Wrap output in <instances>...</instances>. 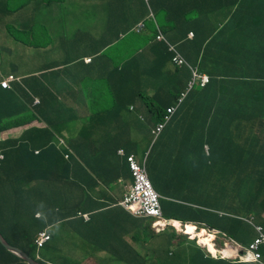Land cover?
<instances>
[{
  "label": "trees",
  "instance_id": "obj_1",
  "mask_svg": "<svg viewBox=\"0 0 264 264\" xmlns=\"http://www.w3.org/2000/svg\"><path fill=\"white\" fill-rule=\"evenodd\" d=\"M60 1L0 0V30L8 29L9 33L15 39L17 38L16 40L24 39L34 47L33 51L37 47L39 50L42 47L55 50L49 44L50 42L45 41L44 33L49 35L50 31L48 29L54 23L56 24V19L53 18L54 23L48 22V24H45L42 16ZM71 1H78V4L80 1L82 5L83 0H69V3ZM213 2V0H85L86 7L93 12V15H90V18L88 17L92 28L90 34L96 35L97 42H93V39L89 38V33L83 39L80 37L78 40H80V43L86 40L85 46L89 53L98 48L100 49L94 56L91 55L93 61L109 59L117 62L113 72L108 71L106 77L104 73L100 75L95 65L92 66V61L87 63V70L76 75L79 69L75 68L77 66L74 65L84 63V61H77L74 65L66 63L64 67L54 69L53 74H41V79L46 81L48 85L42 93L36 92L32 85V80L37 82L34 75L23 79L21 82H14L12 88H4L0 83L2 93L0 100L6 106L4 112L0 109V151L5 153V160L0 165V191L6 186H10L15 190L12 195L14 197L3 205L5 206L4 209L1 207L4 201L0 199V233L11 245L20 248L31 258L42 264H84L82 263L83 260L70 259L62 253L65 245V234L62 231L65 228L63 219L67 220L71 212L76 215L84 211L82 208L83 200H79L77 192L75 190L71 191L72 189H68V187L75 186L76 190L83 191V189L89 188L90 183L96 185L95 176L96 181L101 183L100 187L102 189L100 191L103 192L104 190L106 192L104 204L112 205L119 201L116 198V193L112 190V185L118 180V176L109 177L111 173H116L118 169L108 166L105 159L109 160L111 155L115 157L120 149H125L128 152L127 155L130 152L120 144L119 137H113L108 131H103L104 141L107 143L113 142L116 145L113 147L116 150L113 154L110 151H104L100 154L95 153L98 157L104 158L96 166H91L89 161H85V157L81 152L78 154L73 151L67 159L65 155L69 153L68 149L64 145L58 144V138H63L69 147V143L65 139L67 126L53 121L59 120L55 113L61 105L59 101L61 92L57 91L53 87L54 85L80 88L86 95L85 98H91L94 101H99L101 97L106 96L109 98V102H113L114 98L111 94L117 92L128 104V108L133 106L139 114L141 110L136 108L137 103H139L142 109L147 110L150 119L146 115L141 114V116L139 114V116L143 117V121H146V125L150 124L151 128H155L159 123L164 122L169 107H178L173 117L177 121L176 128L173 131L169 130V123V126L165 127L166 134H169L173 140L180 137L182 133L178 131L180 126H187L191 123L190 127H197L195 130L188 132L191 138L197 139L201 145L211 139L215 141L221 150L218 153L220 158L225 155L229 156L230 153H236V155L239 154L258 160V162L251 164L241 163L238 170H244L248 166L251 170L250 173H258L260 178L264 179V148H261V141H254L260 144L258 150L252 142L249 143V140L248 145L243 144L236 137L235 141L232 140L234 135L232 130L217 129V126H219L218 120L227 117L223 114L231 110H237V108L257 106L261 113L255 117L261 118L264 123V63H260L259 66L262 72L253 71L247 75L248 71L245 72L242 68H239V72L236 75L234 74L230 80H227L229 78L218 77V74L222 73L221 68L205 65L210 62L211 55L222 53L227 49L226 38L222 39L220 44L216 39L211 38L212 36L209 33L202 35L206 32L204 22L207 19L199 21V18L208 14L206 12L207 7H217L216 3ZM262 3H264V0ZM107 8L108 10L112 8L113 11H118L117 22H123L122 26L118 28L122 29L123 34L111 29V26L103 30L96 29L93 26L92 22L97 20L95 13L106 12ZM159 8H163L168 14L171 13L170 15L174 19L172 20V26H164L158 20L156 10ZM131 20L134 21L133 24ZM142 22L145 23L146 29L138 34L134 29ZM124 26L129 28L124 29ZM258 27L259 31L264 30V25ZM158 29L165 34L169 43L175 45L176 50L185 58L186 63L181 67L173 63L172 58L175 54L169 50V46L166 43L155 41ZM190 31L195 33L193 40H188ZM110 37L113 39L109 42ZM121 40L124 41L123 45H125L121 48L122 51L118 50L116 46ZM186 48H191L193 51L198 50L197 54L204 57V60L200 59V65L191 60ZM67 50L71 49L68 47ZM71 52L72 57H69L70 60L82 58V53H84L79 49V46ZM206 53L210 58L206 57ZM254 53L264 55L260 51H254ZM132 54L138 55L134 58L142 60V62H137V64L130 62L128 59ZM151 62L152 64L157 62V65L150 67ZM120 63L121 65H119ZM73 67L75 70L71 71ZM195 73L200 75L216 73L217 76L211 75L210 84L201 87L200 79L196 80L195 84L192 83ZM238 76H241V78H238ZM255 78L263 79V89L257 83L252 82ZM80 79L82 83L79 84ZM191 84H193V87H191ZM36 96L41 101L39 104L34 105ZM127 97H129L128 102L125 99ZM67 111L69 109L62 104L59 107L58 116L66 117ZM39 121H42L44 125H38L37 122ZM221 123L227 127V121L223 120ZM214 124H217V126L214 127ZM19 126L24 127L19 136L12 138L8 136L9 129ZM188 135L184 136V139ZM38 144H41L42 147L39 154L36 155L35 151ZM106 149L112 150L111 147H106ZM120 157H122V163L126 164L124 168H129L126 156ZM82 159L84 160L81 161ZM260 159L263 162H260ZM147 162L148 159L146 158ZM76 170H78L75 175L77 178L73 181L71 175ZM261 179L256 180V182ZM56 183H58L59 191L55 188ZM256 184L261 187L260 184ZM28 186H32L31 189L28 193H23V188ZM45 188L53 189L47 193ZM262 191L263 189L256 190L254 193L252 190L248 196H239L245 197L243 198L248 204V208H246L249 211L248 213L256 217L254 223H258L264 228V219L261 218L264 212V195ZM62 193L67 195L66 200L70 202L71 209L66 206V203L64 205L57 203L56 196H60ZM262 195L263 198H261ZM166 205V199H163L165 214L168 217L183 220L186 223L189 222L188 219L180 218L178 215L171 213ZM191 210L198 213L206 212L195 208H191ZM38 213L40 214L39 218L36 217ZM217 216L219 218L217 223H211V221L204 218L200 220L198 216L194 218L197 219L194 221L196 223L207 221L210 228L221 231L227 237L240 241L239 243H246L247 241L244 242L239 239L236 236L237 233L239 235L242 233L244 237H252V240L255 238L256 233L251 224L245 222L242 218H234L239 216L238 214H235V216ZM228 220L238 223L237 227L234 226L238 230H232L222 224ZM60 222L61 225L58 226ZM189 230L193 232L195 228L190 226ZM42 231L48 232L51 235V240L44 248L38 250L35 240ZM165 235L166 238L171 240L172 244H175V240L178 239L176 232H166L156 237L162 238ZM200 236L201 240L208 238L205 232H201ZM252 240L247 242L246 245ZM187 241L193 242L196 246L198 256L194 258V262H191L185 256L178 255L173 248L162 245L160 250H153L150 256L140 254L139 263L144 264V261L145 264H152L147 263V261L150 260V257H153V261H156L157 264H247L229 260H216L207 256L206 252L198 247V241L195 242L189 239ZM217 242L224 245L222 236H218ZM181 243L182 240L178 239V245ZM260 252L264 260V250L260 248ZM45 254L48 255L47 258L44 257ZM0 264L28 263L9 252L0 243Z\"/></svg>",
  "mask_w": 264,
  "mask_h": 264
},
{
  "label": "crops",
  "instance_id": "obj_2",
  "mask_svg": "<svg viewBox=\"0 0 264 264\" xmlns=\"http://www.w3.org/2000/svg\"><path fill=\"white\" fill-rule=\"evenodd\" d=\"M83 1L82 5L86 6L85 0ZM213 1L217 7H207L206 12L208 14L199 18V21L207 19L204 22L206 32L202 35L209 33L212 36L211 38L216 39L220 44L222 39L226 38L227 49L222 53L211 55L210 62L205 65L221 68L222 73H219L218 77L229 78L227 80H230L234 74L236 75L239 72V68H242L245 72L248 71L247 75L253 71L262 72L259 66L260 63H264V55L254 53V51L264 53V49H254L251 53L249 49L244 48V45L245 38L250 35L251 30L254 29L258 33V26L264 25V15L260 12L263 8V0ZM240 2L248 4L246 13L234 10V6ZM79 4H81L80 1ZM249 5L253 6L250 7ZM68 6L69 4L62 5L57 2L55 6L51 7L42 16L45 24H48L53 18L56 19V29L52 31L48 29L50 31L49 35L44 33L45 41L50 42L49 44L56 51L51 48L44 49L43 47L39 50L37 47L35 51L38 53H36L33 51L34 47L24 41V39H20L23 42L16 40L17 38L15 39L8 29L2 30L0 34V82L11 74L17 77L12 84L21 82L23 79L34 75L37 82L32 80V85L36 92L42 93L48 85L46 81L41 79V74H53L54 69L62 68L66 63L74 65L77 61H84V63L74 65L77 66L75 68L79 69L76 75L87 70V63L90 62H87L84 57H91L92 54L94 56L100 49L98 48L94 52L89 53L85 46L86 40L80 43V40H78L80 37L83 39L88 33L90 34L87 28L78 24L84 10L80 9L75 14H72L71 10L67 11ZM86 9L92 16L93 12L91 9L87 7ZM98 13L105 18L104 29H108L111 26V29L123 34L122 29H119L123 22L116 26L119 17L118 11H113L112 8L108 10L107 8L106 12ZM90 15L88 16L89 18ZM133 22L131 20L132 24ZM128 28L124 26V29ZM189 33L188 40H193L194 37L191 38ZM90 35L89 38L93 39V42H97L96 35L93 33ZM112 39L110 37V40L108 39L109 42ZM77 46L84 52L82 53V58L70 60L69 57H72L71 50H75ZM68 47L71 50H67ZM214 47L218 48L219 46ZM186 50L191 60L196 64L198 63L197 65H200V59L204 60V57L197 54L198 50H196L197 52L191 48H186ZM136 56L138 55L132 54L128 60L134 62V64L142 62V60L134 58ZM206 57L210 58L207 53ZM150 64V67L156 66L157 62H153V64L151 62ZM93 65H95L100 75L104 73L106 77L108 71H114L117 62L109 59L94 60ZM75 68L73 67L71 71L75 70ZM215 74L211 73V75L217 76ZM245 77L248 78L247 76ZM238 78H241V76H238ZM252 82L257 83L260 87L263 86V79L255 78ZM80 83H82L81 79ZM53 87L61 92L59 97L61 105L63 104L69 109L66 117L58 116L60 105L55 113L59 120L53 121L62 125L66 124L65 138L69 143L70 149L78 154L81 152L85 157V161H89L91 166H96L100 164V161L104 160L103 157H98L95 153L100 154L104 151H110L113 154L116 151L113 149L116 146L113 142L107 143L103 139V131H108L113 137H119L121 140L120 144L127 148L130 152L129 154H134L141 163H146L144 159H148L147 171L149 177L154 183L156 190L166 199V207L171 213L178 215L180 218L188 219L189 222H192L190 220H197L194 218L198 216L200 220L204 218L207 221H211V223H217L219 220L217 215L222 217L235 216V214L239 216L234 218H242V220L252 218L253 222H255L256 217L248 213L249 211L246 209L248 204L239 195L247 196L249 193L246 190L251 189L254 193L256 190L263 189L262 193L264 195V179H261L258 173H250L251 170H249L247 165L248 168L246 167L244 170H238V168L241 163L251 164L258 162V160L239 154L236 155V153H230L229 156L225 155L220 158L218 153L221 150L215 141L211 139L201 145L197 139L188 135L189 131L197 128L190 127L191 123L178 128V131L182 132L179 138L173 140L169 134H166L165 128L155 141L151 133L152 126L150 124L146 125V121H143V117H141L146 115L150 119L147 110L142 109V106L137 103L136 108H139L141 110L139 114H142L139 116L135 109L128 108V104L124 102L123 97L117 92L111 94L114 98L113 102H109V98L106 96L101 97L99 101H94L91 98H85L86 95L80 88L64 87L63 85L62 87L59 85H54ZM1 94L0 91V96ZM128 98H125L127 102ZM2 102L0 100V109L4 112L6 106ZM108 105L111 106L110 109L112 111H104L102 113L101 110L105 107H110ZM92 109L95 111L94 113H92ZM259 113L261 112L257 106L237 108V110L225 112L223 115H227V117L219 119V126L214 124V127L217 126V129H229L227 131L232 130L234 132L232 140L235 137L239 138L240 142L245 145H248L249 140V143L252 142L256 149L259 150L260 144L254 142L261 141V137H264V132L260 135L263 130V121L261 118L255 117ZM87 117L90 118L85 123ZM223 120L227 121V127L221 123ZM253 121L260 124L252 131L248 124ZM169 124L167 125L169 126L168 129L173 131L176 128L177 121L173 118ZM23 129L20 128L19 132H17L18 136ZM126 134H129L130 139L126 137ZM186 135L188 137L184 139ZM261 145V148H264V142H261ZM106 147H111L112 150H108ZM125 152L128 153L126 150ZM121 158L116 153L115 157L111 155L109 160L105 159L108 166L118 169L116 173H111L109 177L118 176V180L112 185V190L116 193V198L119 200L123 199L133 182L129 168H124L126 164L122 163ZM259 161L263 162L261 159ZM120 166L122 167L120 168ZM77 173L78 170L72 172L73 181L76 180L77 176L75 175ZM255 174L258 175L256 176ZM258 179L261 180L256 182ZM94 180L96 185L90 183L89 188L83 189V191L76 190L75 186L68 187V189H72L71 191L75 190L77 192L79 200H83L82 208L86 217H82L79 214L75 215L71 212L67 220L63 219L65 224V228L62 229L65 234L63 254L70 259L83 260L82 263L84 264H96L98 263L97 260L109 261L110 263L116 260L119 264H140L141 256L139 255L141 253L144 256L146 254L150 255L151 251L160 250L163 245L164 247L173 248L178 255L185 256L191 262H194V258L198 256L195 247L175 248L176 244H172L169 238H167V241L162 240L160 242L151 229V221L133 216L117 203L105 205L104 197H106V192L104 190L103 192L100 191L102 189L100 187L101 183L96 181L95 176ZM256 183L260 184L261 187ZM31 187L23 188V193H28ZM6 188L4 187L0 191V199L4 201L1 204L3 209L5 207L3 205L14 197L12 195L15 191L10 186H6ZM55 188L59 191L58 183L55 184ZM263 195L261 198H263ZM65 203L71 209L70 202L66 198ZM191 208L206 212L198 213L191 210ZM263 215L264 212L261 215V218L264 219ZM207 221L199 224L204 226L203 230L215 235L216 238L220 231L211 230L212 228L208 226ZM222 224L232 230H238L236 228L238 223L236 222L228 220ZM60 225L61 222L58 223V226ZM193 232H190V234ZM236 236L244 242L252 240V237H244L242 233L241 235L237 233ZM237 242L240 241L237 240ZM247 242L241 244L246 245ZM76 254L78 257H72L76 256ZM44 257L47 258L48 255L45 254ZM152 264L157 263L154 261Z\"/></svg>",
  "mask_w": 264,
  "mask_h": 264
},
{
  "label": "clouds",
  "instance_id": "obj_3",
  "mask_svg": "<svg viewBox=\"0 0 264 264\" xmlns=\"http://www.w3.org/2000/svg\"><path fill=\"white\" fill-rule=\"evenodd\" d=\"M140 24H144V28H142V29H139V26H140ZM138 26H136L135 27V29H134V31L136 32V33H138V34H140V33H142V32H144L145 31V29H146V25H145V23H140ZM159 33H161L164 37H165V39H166V42L165 41H158L157 40V36H158V34ZM189 36L192 38V37H194L195 38V33L193 32V31H191L190 33H189ZM193 38V39H194ZM155 41L156 42H163V43H166L168 46H169V50H170V46H173L174 48H175V50H176V46L175 45H172V44H170L169 43V41H168V39H167V37L165 36V34L160 30V29H158V33L156 34V36H155ZM171 51V50H170ZM172 52H174V51H172ZM176 52L178 53V54H180L177 50H176ZM174 54H175V52H174ZM181 55V54H180ZM175 56V55H174ZM182 56V55H181ZM183 57V56H182ZM174 58V57H173ZM173 58H172V61H173ZM184 58V57H183ZM185 59V58H184ZM85 60L87 61V62H91L92 61V59H91V57H85ZM173 63H174V61H173ZM175 64V63H174ZM177 66V65H176ZM178 67H180V66H178ZM195 74H197V73H195ZM11 75H14V74H11ZM10 76V75H9ZM8 76V77H9ZM15 76V79L14 80H16L17 79V77H16V75H14ZM201 77V76H206V77H209V83L208 84H210V82H211V75H200V74H197L195 77H194V81H192V83L193 84H195V81L196 80H199L200 78H198V77ZM8 77H6V78H4V79H2L1 80V85L3 86V84H2V82L5 80V79H7ZM14 80H12V81H10V87H4V88H12V82L14 81ZM201 81V80H200ZM199 81V82H200ZM193 84H191V87H193ZM208 84H206V86L208 85ZM200 86L201 87H205V86H202L201 85V82H200ZM39 100L38 102H36V100ZM40 98L39 97H35V100H34V105H36V104H39L40 103ZM131 109H134V107L133 106H131L130 107ZM169 108H172V106L171 107H169ZM168 108V109H169ZM173 108H175V112L171 115V117H170V120L166 123V121L164 120V122H162V123H159L155 128L153 127L152 128V130H151V133H152V136H153V138H154V140L156 141L159 137H160V135L162 134V132L164 131V129H165V127L168 125V123L171 121V119L174 117V115H175V113H176V111H177V108L178 107H173ZM109 112V111H112V109H110L109 107H107V108H104L101 112L103 113V112ZM167 112H168V110H167ZM167 115H169V114H167ZM166 115V116H167ZM166 118V117H165ZM164 123H166L165 124V126H164V128H163V130L158 134V135H156L155 133H154V131L157 129V127L160 125V124H164ZM40 126H43V125H40ZM21 128H24V127H22L21 126ZM17 129V128H16ZM23 132V131H22ZM16 136H18V133H17V131H15L12 135H10V137L12 138V137H16ZM126 137H128L129 139H130V137H129V134H126ZM59 140H58V144H61V145H64L67 149H68V151H69V153L68 154H66L65 155V157L67 158V159H69V157H70V154H72L73 153V151L66 145V142L64 141V139L63 138H58ZM66 139V138H65ZM39 151H40V148H37V150L35 151V153H36V155H38L39 154ZM118 154L120 155V156H126V159H127V161H128V165H129V170H130V174H131V177H132V180H133V182H132V184H131V186H129V188H128V190H127V192L125 193V195H124V197H123V199L122 200H119L118 201V203L117 204H119L120 206H122V207H124L130 214H132L133 216H135V217H137V218H142V219H146V220H149V219H153L151 222H152V226H151V229L154 231V235L155 236H159V235H162V234H165L166 232H169V233H174V232H171L170 230H174L175 232H176V234L178 235V239L179 240H182V237L184 236H187L188 237V239H190V240H192V241H195V242H197L198 241V243H197V245H198V247L199 248H201L204 252H206V254H207V256H210V257H212V258H214V259H216V260H218V259H221V260H229V261H232V262H238V263H247V264H259V263H254V262H242V261H239V259L238 258H235V253L233 254V255H231V256H226V255H224L223 253H222V250H224V249H226V248H228V247H232V248H234V251H235V245H240V246H242V247H248V245L257 237V232H256V230H255V227L256 226H261L262 227V225H260V224H256V223H254L253 222V220H252V218L251 219H243L245 222H247V223H249V224H251V226L253 227V230H255V233H256V235H255V238L248 244V245H244V244H241V243H239V242H237V241H235L234 239H232V238H229V237H227L226 236V234H224V233H221V231L220 232H218V234L219 235H216V238H215V235H212V234H210V233H208L207 231H205V230H203V227L204 226H202L201 224H199V223H197L196 224V222L195 221H192V222H185V221H183V220H179V219H175V218H170V217H168L166 214H165V210H164V206H163V199H165L157 190H156V188L154 187V185H153V182H152V180L150 179V177H149V174H148V171H147V163H141L138 159H137V157L134 155V154H129V155H127L126 154V152H125V150L124 149H120L119 151H118ZM133 160V162L137 165V166H139L140 168H142V169H144L145 171H146V174H147V177H148V179H149V182L151 183V185H152V187H153V189H154V191H156L157 192V194L158 195H160V199H161V204H162V216L161 217H149V216H140V215H137L136 213H135V210H132L131 208H129L128 206L126 207L123 203L125 202V199L129 196V194H130V192H131V189L133 188V186H134V184H135V177H134V173H133V170H132V166H131V161L130 160ZM5 160V153L3 152V151H0V165L3 163V161ZM144 161L146 162V158L144 159ZM79 215L80 216H82V217H86V214H84L83 212H79ZM36 217L37 218H39L40 217V214L38 213V214H36ZM164 224H166V225H164ZM190 226H193L194 228H195V230H194V232L192 233V234H190ZM158 228H159V230H158ZM263 228V227H262ZM211 230H216V229H211ZM219 231V230H218ZM263 231H264V228H263ZM189 232V233H188ZM201 232H205V235H206V237H208V239L211 241V243H212V245H213V247L214 248H216V253L214 254L213 253V251L209 248V245H207V244H205V243H202L201 242V236H200V233ZM3 236V235H2ZM191 236H193L192 238H190ZM218 236H222V240L224 241V245H221L220 246V244L217 242V240H218ZM178 239L177 240H175V248L178 246ZM51 240V239H50ZM166 241H167V238L165 239ZM169 241H170V239H169ZM48 242H50V241H48ZM47 242V243H48ZM9 243V242H8ZM46 243V244H47ZM46 244H45V246H46ZM35 245H36V243H35ZM44 246V247H45ZM16 247V246H15ZM36 247L38 248V250H40V249H42V248H44V247H42V248H39L37 245H36ZM195 248H196V246H194ZM263 250H264V248H262ZM260 251V250H259ZM236 252V251H235ZM261 253V252H260ZM65 255V254H64ZM148 254H146L145 256H147ZM261 255H262V253H261ZM142 256H144V255H142ZM262 262L264 263V260H263V258H262ZM143 263L145 264V262L143 261ZM96 264H98V263H96Z\"/></svg>",
  "mask_w": 264,
  "mask_h": 264
},
{
  "label": "built area",
  "instance_id": "obj_4",
  "mask_svg": "<svg viewBox=\"0 0 264 264\" xmlns=\"http://www.w3.org/2000/svg\"><path fill=\"white\" fill-rule=\"evenodd\" d=\"M144 28V24H140L139 29ZM158 41H165V37L159 33L157 36ZM170 50L175 52L173 58L174 63L177 66H182L186 63L185 59L176 52L173 46H170ZM197 74H195L196 76ZM201 80V85L206 86L209 83V77L199 76ZM15 76L10 75L5 79L2 84L4 87H10V81L14 80ZM39 100L37 99L36 102ZM175 112V108H169L168 114L165 118L166 123L170 120L171 115ZM160 124L157 129L154 131L158 135L164 128L165 124ZM131 166L135 177V184L131 189L129 196L125 199L123 203L126 207L128 206L132 210H135V213L140 216H149V217H161L162 216V204L160 195L154 191L149 179L147 177L146 171L139 166H137L131 159ZM166 225V224H164ZM159 230V228H158ZM255 230L257 232V237L248 245V247H242L240 245H235V258H238L242 262H254L259 264H264L262 262V255L260 253V248H264V231L261 226H256ZM51 235L42 231L38 234L35 243L39 248L45 246V244L50 241Z\"/></svg>",
  "mask_w": 264,
  "mask_h": 264
},
{
  "label": "rangeland",
  "instance_id": "obj_5",
  "mask_svg": "<svg viewBox=\"0 0 264 264\" xmlns=\"http://www.w3.org/2000/svg\"><path fill=\"white\" fill-rule=\"evenodd\" d=\"M59 3L62 4V5L69 4V6L67 7V11L71 10L72 14H75L80 9H83L84 13L81 15V17H80L81 19H79L78 24L81 25V26H84V28H87L89 31L92 30V28L90 27V22L88 20V16L90 15V12L86 9L85 5L78 4V1H75V2L71 1L69 3V0L68 1L67 0L66 1L65 0H61ZM247 6H248V4H246L245 2H240V3H237L234 6V10H236L238 12L243 11L244 13H246L247 12V10H246ZM249 6L252 7L253 5H249ZM257 6H259V4H257ZM92 9L94 10V8H92ZM260 12L264 15V3H263V8L260 10ZM170 14H168L163 8H159L158 10H156V17L161 22V24H164V26L165 25H170V26L173 25L172 20H174V19H173V16L170 15ZM95 16L97 17V20L92 22L93 26L96 29L103 30L104 29V24H105V18L103 17V15L99 14L98 12L95 13ZM168 20H171V21H168ZM51 22L54 23L53 19L49 23H51ZM119 25L120 24L117 22L116 26H119ZM54 29H56L55 23L52 26L49 27L50 31H52ZM2 30L3 29L0 30V34H1ZM0 42H1V39H0ZM123 44H124V41L121 40L120 43L118 45H116L117 49L118 50L120 49V51H122L121 48H123V46L125 47V45H123ZM244 48L249 49L251 51V53H252V51L254 49H264V30L259 31L257 33L256 30L252 29L251 32H250V35L245 38ZM94 112L95 111H93V109H92V113H94ZM89 118L90 117L86 118L85 123L88 122ZM31 124H33V123H31ZM37 124L38 125H44V123L42 121L37 122ZM259 124H260L259 122L253 121V122L249 123L248 126L253 131ZM262 125H263V130L261 131L260 135L264 132V123H262ZM20 128H21L20 126L19 127H12L11 129H9L8 136L12 135L16 130L18 132L20 130ZM252 139H255V138H252ZM261 142L262 143L264 142V137H261ZM38 147L41 149L42 145L38 144ZM153 185H154V183H153ZM52 189L45 188L47 193L51 192L50 190H52ZM246 191L248 193H251L252 190H246ZM66 197H67L66 194H64V195L62 194L60 196H56L57 203L59 205H64ZM240 197H244V196H240ZM244 198H242V199H244ZM248 200H249V198H248ZM152 220L153 219H149V221H152ZM170 231L171 232H175L174 230H170ZM165 239H166V235L164 237H162V238H158V240L160 242L162 240H165ZM187 239H188L187 236H185V237L183 236L182 237V243L180 245H178L176 248H182V247H185V246H190V247L194 248V243L187 241ZM208 240H209L208 238L207 239L204 238V239L201 240V242L202 243H208ZM152 253H153V251L150 252V254H152ZM141 255H143V254L141 253ZM49 256H51V254H49ZM72 257H78V255L76 254V256H72ZM153 260H154V258L150 257V260H148L147 263H153L154 262ZM97 262H98V264H119L118 262H116V260L114 262H111V263L109 261H102V260H97Z\"/></svg>",
  "mask_w": 264,
  "mask_h": 264
},
{
  "label": "water",
  "instance_id": "obj_6",
  "mask_svg": "<svg viewBox=\"0 0 264 264\" xmlns=\"http://www.w3.org/2000/svg\"><path fill=\"white\" fill-rule=\"evenodd\" d=\"M0 243L11 253L15 254L22 260L26 261L28 264H42L35 259L31 258L27 253H25L23 250H21L18 247H15L8 243V241L2 236L0 233Z\"/></svg>",
  "mask_w": 264,
  "mask_h": 264
},
{
  "label": "bare ground",
  "instance_id": "obj_7",
  "mask_svg": "<svg viewBox=\"0 0 264 264\" xmlns=\"http://www.w3.org/2000/svg\"><path fill=\"white\" fill-rule=\"evenodd\" d=\"M205 239H207V238H205ZM205 244L209 245V248L213 251L214 254L217 252L215 250L216 248L214 249V247H213V245H212L210 240H208V243H205ZM211 246H212L213 249L211 248ZM222 253L224 255H226V256H231V255H233L235 253V251H234V248L228 247V248L222 250Z\"/></svg>",
  "mask_w": 264,
  "mask_h": 264
}]
</instances>
